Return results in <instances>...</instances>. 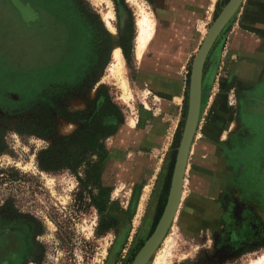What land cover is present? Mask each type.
I'll return each mask as SVG.
<instances>
[{"label":"rangeland","instance_id":"374dc122","mask_svg":"<svg viewBox=\"0 0 264 264\" xmlns=\"http://www.w3.org/2000/svg\"><path fill=\"white\" fill-rule=\"evenodd\" d=\"M229 1L218 0L211 7L201 22L202 37ZM260 1L245 0L205 64L204 75L209 77H205L204 103H232L235 119L247 102L257 107L258 102L264 111V88L255 95L247 89L264 86V78L255 72L256 62H247L244 56L224 86L219 83L223 61L218 52L229 47L228 35L244 17L243 7ZM142 7L153 16L157 32L152 0H0V264H133L159 224L169 196L162 215L159 200L166 186L171 191L181 143L174 156L173 132L181 120L182 139L192 67L203 42H196L185 64L183 111L161 112V101L149 88L156 87L155 80L140 74L156 36L155 32L140 57ZM115 46L125 62L127 91L111 74ZM105 95L120 106L124 122L105 141L106 160L100 163L97 155L90 157L98 163L101 183L94 200L72 171L42 172L37 158L56 138L74 136L83 126L79 113ZM40 102L47 103L54 117L53 139L19 134V123L31 121L32 107ZM210 109H204L200 138ZM145 110L167 123V142L160 150L119 151L129 128L134 130L144 119ZM245 124L248 135H240L241 144L229 151L232 158L223 153L222 145L217 156L204 157L217 161L210 176H216L215 183L205 175L208 169L198 165L202 154L193 151L178 213L149 264H155L168 240L173 241L171 264H251L264 255V131L258 130L257 117L247 116ZM236 156L242 157V173ZM21 218L31 220L34 231L22 225Z\"/></svg>","mask_w":264,"mask_h":264},{"label":"crops","instance_id":"0c3cea01","mask_svg":"<svg viewBox=\"0 0 264 264\" xmlns=\"http://www.w3.org/2000/svg\"><path fill=\"white\" fill-rule=\"evenodd\" d=\"M152 1L155 5V13L157 16V32L151 47V50L154 47V51L151 54V50H149L145 55L142 61L144 67L140 74L143 78L152 81L155 80L156 87L149 88H152L157 101H161V112L164 110L168 113L172 110L173 112L176 111V113L180 111L181 114L184 109L183 105L186 92V84L184 81L185 64L189 61L196 42H204L207 34L202 37L201 22L205 20L208 11H210L212 6L216 5L218 0ZM243 10L244 17L234 25L233 31L228 35L229 47L226 48L225 52H222V50L220 53L218 52V56L223 61L221 68L222 78L219 83L224 86L228 85L225 82L228 74L236 69L234 68L235 65L241 63L244 56L248 57L247 62H256L255 72L257 75L262 74L261 77L264 78V0L257 2L253 6H244ZM162 48H165V50ZM149 53L151 55H148ZM227 64L229 68L226 66ZM226 69L231 70L229 72ZM212 73L213 71H210V75ZM206 76L208 74H205L203 78L201 115L190 157L193 151L197 154H202L199 155L202 160L200 159L198 165L208 169V173H205V175H208L210 183H215L216 176L212 179L210 176L213 170L216 172L218 164L217 161L211 158L204 160L206 154L213 157L217 156L221 151L222 145L223 153L226 152L230 156L231 152L229 151L239 143L241 144L243 137H240V135H248L245 124L247 116L257 117L259 122L257 124L258 130L264 131V118H262L264 117V111H261L258 102L256 103L258 107L247 102L242 107H239L241 114H239L240 117L238 119H235V113L233 114L235 109L232 103H226L224 101L220 103H204L206 97L204 89L206 86ZM251 86L246 88L249 90V93L254 95L255 93L259 94V91L264 88V86ZM208 89L210 88L207 85L206 90L208 91ZM209 106H211L210 110L212 114L210 113V117L206 120L207 124L204 126L206 131L205 135L200 138L198 131L201 128L204 109L205 111L208 110ZM143 118L138 122L137 128L134 130L129 128L127 136L121 141L122 147L120 148L122 149L119 151L125 153H141L163 148L162 145L167 142L169 134L167 123L161 120L163 118L160 119L158 114H153L150 110L144 111ZM180 121L176 126V131L173 132L174 136L180 126ZM230 157L232 158V156ZM241 158L235 157L236 165H240L241 167L240 173L243 170V164L240 163ZM233 165L234 163L232 162L231 166L233 167ZM198 175L202 176L203 172L199 171Z\"/></svg>","mask_w":264,"mask_h":264},{"label":"trees","instance_id":"16d2710c","mask_svg":"<svg viewBox=\"0 0 264 264\" xmlns=\"http://www.w3.org/2000/svg\"><path fill=\"white\" fill-rule=\"evenodd\" d=\"M80 17H82V14ZM123 49L127 55L128 48L125 44H123ZM31 112L34 114V118L31 121L19 123V134L22 136H40L45 139L55 138L56 127L54 117L50 114L47 103L40 102L36 104L32 107ZM79 116L81 117L82 128L72 137L64 139L56 138L51 146L40 151L37 163L40 171L49 174L72 171L78 178L81 187L87 192L88 198L95 200L96 191H100L101 183L98 163L90 160V157L97 155L100 157V163L106 160L108 152L105 148V141L123 124L124 114L120 106L113 103L105 95L104 98H100L99 103H96L86 111L80 112ZM180 129L179 126L175 135L177 145L174 156H176V151L181 140L182 133ZM74 147L76 149H73ZM171 167L168 172L170 176L168 184H170L173 171ZM169 191L170 186L168 185L159 200L158 213L160 215H162L165 209ZM21 224L27 226L29 230L34 231L35 229L31 220L21 218Z\"/></svg>","mask_w":264,"mask_h":264},{"label":"water","instance_id":"95a60500","mask_svg":"<svg viewBox=\"0 0 264 264\" xmlns=\"http://www.w3.org/2000/svg\"><path fill=\"white\" fill-rule=\"evenodd\" d=\"M244 1L245 0L229 1L209 29L195 57L191 73L188 115L178 150L169 200L154 233L144 244L133 264H149L176 218L183 197L190 153L201 115L205 64L221 32L242 6Z\"/></svg>","mask_w":264,"mask_h":264},{"label":"bare ground","instance_id":"6f19581e","mask_svg":"<svg viewBox=\"0 0 264 264\" xmlns=\"http://www.w3.org/2000/svg\"><path fill=\"white\" fill-rule=\"evenodd\" d=\"M138 23L140 30V35L138 39V44H139L138 52H139V56L142 57L145 51L147 50V46L152 42L154 38L156 27L153 16L144 7H142L141 9V17ZM113 56L115 62L113 66L110 68L111 74L118 81L122 82V87L124 88L125 91H127V84L125 80V62L123 59L121 49L118 46L114 47ZM125 100H127V95L125 96ZM165 244H166L165 245L166 250L161 252L157 256V258L155 259V264H171L173 241L168 240L165 242ZM251 264H264V255L258 257V259L256 260H253Z\"/></svg>","mask_w":264,"mask_h":264}]
</instances>
